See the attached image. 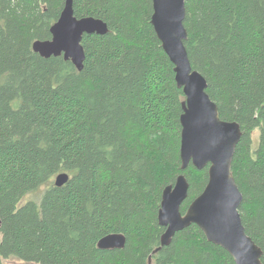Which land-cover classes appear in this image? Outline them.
<instances>
[{
	"label": "trees",
	"instance_id": "obj_1",
	"mask_svg": "<svg viewBox=\"0 0 264 264\" xmlns=\"http://www.w3.org/2000/svg\"><path fill=\"white\" fill-rule=\"evenodd\" d=\"M65 1L0 0V264H234L195 225L153 254L163 190L185 175L184 214L208 167L181 170L185 97L151 25L152 0H73L75 18L109 30L82 37V71L32 50L51 39ZM184 27L192 69L221 120L240 126L232 175L264 264V0H186ZM61 173L69 180L56 187ZM110 234L125 248L98 249Z\"/></svg>",
	"mask_w": 264,
	"mask_h": 264
},
{
	"label": "water",
	"instance_id": "obj_2",
	"mask_svg": "<svg viewBox=\"0 0 264 264\" xmlns=\"http://www.w3.org/2000/svg\"><path fill=\"white\" fill-rule=\"evenodd\" d=\"M185 3L186 0H152L151 25L174 65L176 85L185 97L180 117L181 170L190 166L197 170L208 167V182L184 214L181 207L189 192L185 175L178 176L174 185L163 190L158 224L165 231L153 254L169 246L177 233L195 225L209 243L224 249L234 264H263L262 250L246 234L242 224L239 208L243 197L232 175L241 129L236 122L221 120L216 104L206 93V80L191 67L185 48L188 38L184 27ZM108 31L106 23L99 19L75 18L73 0H66L59 19L50 28L51 39L35 41L32 50L45 59L62 56L82 71L85 60L82 37L104 36ZM68 180V174H58L54 185L62 187ZM125 245L122 234H110L98 242L97 248L122 250Z\"/></svg>",
	"mask_w": 264,
	"mask_h": 264
},
{
	"label": "rangeland",
	"instance_id": "obj_3",
	"mask_svg": "<svg viewBox=\"0 0 264 264\" xmlns=\"http://www.w3.org/2000/svg\"><path fill=\"white\" fill-rule=\"evenodd\" d=\"M253 139H254V142L256 141V145H257V140H258V132L257 131H255ZM54 179H53V182H54ZM47 187H49V184L45 185L44 187H41L37 192H34V193H31V194L27 195L25 197V199H23V202H25L27 200H38L41 197L43 191ZM5 264H27V263H24V262H21V261H7Z\"/></svg>",
	"mask_w": 264,
	"mask_h": 264
}]
</instances>
